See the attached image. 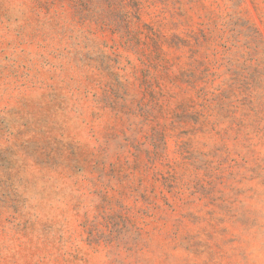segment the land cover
Returning a JSON list of instances; mask_svg holds the SVG:
<instances>
[{
	"label": "rangeland",
	"instance_id": "obj_1",
	"mask_svg": "<svg viewBox=\"0 0 264 264\" xmlns=\"http://www.w3.org/2000/svg\"><path fill=\"white\" fill-rule=\"evenodd\" d=\"M0 264H264V0H0Z\"/></svg>",
	"mask_w": 264,
	"mask_h": 264
}]
</instances>
